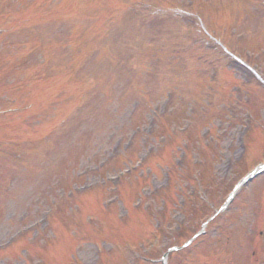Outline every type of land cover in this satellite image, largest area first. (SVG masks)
I'll return each instance as SVG.
<instances>
[{"label": "rangeland", "instance_id": "374dc122", "mask_svg": "<svg viewBox=\"0 0 264 264\" xmlns=\"http://www.w3.org/2000/svg\"><path fill=\"white\" fill-rule=\"evenodd\" d=\"M170 1L201 9L203 15L199 10L197 15L213 35L226 40L264 74V0H224L226 9L235 2V26L227 24L228 12L215 17L218 0H46L41 9L45 8L43 15H51L47 18L31 10V0L17 1L20 11L33 17L22 24L45 49L19 52L16 43L22 42L15 41L13 51L0 47V61L16 63L15 68L0 63V84L7 82L3 86L21 90L24 96L16 92L0 97L10 107L17 98L20 107L8 109L7 115L0 113V141L4 140L1 134L9 133L8 141L23 135L30 130L28 124L36 126L37 136L35 142H25L29 150L21 164L0 153V264H128L134 258L136 264H161L159 258L171 240L166 233L170 234L169 227H181L185 219L177 211L190 201L187 192L176 196L170 191L177 183L178 189L185 185L178 179L180 169L171 185L156 180L163 169L168 174L166 164L173 161L175 167L190 147L183 169L188 174V164L196 162L205 147L201 132L210 131L221 156L208 161L204 169L205 185L199 188L202 198L195 208L206 205L204 216L216 214L221 193L225 195L237 178L264 160V88L232 59L224 60L220 51L206 48L211 47L206 44L211 39L197 38L199 28L185 8L177 15H151L148 5L165 8ZM70 73L71 81L81 83L78 89L63 88ZM212 88L216 90L209 94ZM247 114L253 116L254 128L248 153L237 163L238 139L247 127ZM206 118L207 128L198 129V121ZM140 156H146L147 163L137 172L131 163ZM227 161L231 163L226 167ZM126 169L131 174L121 179ZM148 179L152 188L142 190L143 208L155 216L165 209L168 223L159 216L140 220L138 214H131L119 229L114 221L106 223L110 206L100 205L98 199L114 198L117 203L123 194L133 200L131 191ZM83 185L96 189L86 195L70 194L79 193ZM160 192L168 194L165 208ZM185 195L187 203L181 205ZM47 214L48 224L42 222ZM201 214L187 219L191 233L184 228V236L201 229ZM150 222L155 229L150 230ZM214 226L218 231L213 228L209 237L207 233L196 248L180 257L179 264L264 263L258 244L264 231V176L252 182ZM152 231L158 235L153 252L158 257L152 254L153 262H141L142 252L127 249L126 244L129 239L144 243Z\"/></svg>", "mask_w": 264, "mask_h": 264}]
</instances>
